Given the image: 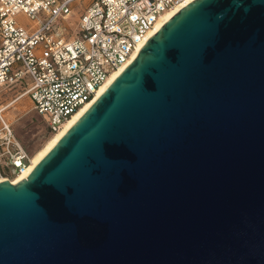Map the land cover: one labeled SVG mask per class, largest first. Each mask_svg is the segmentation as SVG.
Here are the masks:
<instances>
[{
	"label": "water",
	"instance_id": "water-1",
	"mask_svg": "<svg viewBox=\"0 0 264 264\" xmlns=\"http://www.w3.org/2000/svg\"><path fill=\"white\" fill-rule=\"evenodd\" d=\"M0 264H264V0H193L16 183Z\"/></svg>",
	"mask_w": 264,
	"mask_h": 264
},
{
	"label": "built area",
	"instance_id": "built-area-1",
	"mask_svg": "<svg viewBox=\"0 0 264 264\" xmlns=\"http://www.w3.org/2000/svg\"><path fill=\"white\" fill-rule=\"evenodd\" d=\"M182 0H0V88L17 85L52 132L127 64L166 10ZM22 16L24 21H19ZM0 104V179L31 155Z\"/></svg>",
	"mask_w": 264,
	"mask_h": 264
},
{
	"label": "rangeland",
	"instance_id": "rangeland-1",
	"mask_svg": "<svg viewBox=\"0 0 264 264\" xmlns=\"http://www.w3.org/2000/svg\"><path fill=\"white\" fill-rule=\"evenodd\" d=\"M19 21H24L22 16ZM0 104L6 107L5 117L14 134L30 155L41 148L52 134L45 121L32 108V103L24 90L17 85L0 88Z\"/></svg>",
	"mask_w": 264,
	"mask_h": 264
},
{
	"label": "bare ground",
	"instance_id": "bare-ground-1",
	"mask_svg": "<svg viewBox=\"0 0 264 264\" xmlns=\"http://www.w3.org/2000/svg\"><path fill=\"white\" fill-rule=\"evenodd\" d=\"M193 0H182L180 3L176 4L172 8L166 10L164 13L160 15V17L156 20L154 26L148 31L145 38L141 41L139 44L138 50L134 53L131 60L134 58V56L137 54V52L141 49V47L144 45V43L166 22L168 21L175 13H177L182 7L187 5ZM131 60L124 64L123 66L119 67L118 69L112 71L108 77L104 80V82L99 86L97 89L94 98L86 103L84 106H82L80 109H78L76 112H74L62 125L61 127L54 131L51 136L47 139V141L44 143V145L36 150L33 155L30 157V162L25 168V170L22 173L17 174L13 178L10 179L12 183H16L21 178H26L28 174L31 172L33 167L40 161V159L55 145V143L61 138V136L68 130L70 125L78 118L80 117L83 112L94 102V100L101 94L103 91L110 85V83L116 78V76L131 62ZM5 179H0V181H3Z\"/></svg>",
	"mask_w": 264,
	"mask_h": 264
},
{
	"label": "trees",
	"instance_id": "trees-1",
	"mask_svg": "<svg viewBox=\"0 0 264 264\" xmlns=\"http://www.w3.org/2000/svg\"><path fill=\"white\" fill-rule=\"evenodd\" d=\"M48 130H49V129H48ZM49 131H50V130H49ZM50 133H51V131H50ZM52 133H53V132H52ZM50 136H51V135H50ZM50 136H49V137H50Z\"/></svg>",
	"mask_w": 264,
	"mask_h": 264
}]
</instances>
